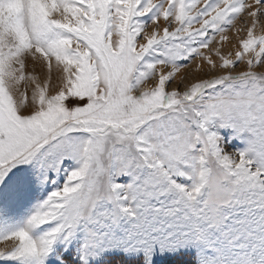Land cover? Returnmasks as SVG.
Returning <instances> with one entry per match:
<instances>
[{"label":"snow or ice","instance_id":"snow-or-ice-1","mask_svg":"<svg viewBox=\"0 0 264 264\" xmlns=\"http://www.w3.org/2000/svg\"><path fill=\"white\" fill-rule=\"evenodd\" d=\"M0 242L264 264V0H0Z\"/></svg>","mask_w":264,"mask_h":264},{"label":"rangeland","instance_id":"rangeland-1","mask_svg":"<svg viewBox=\"0 0 264 264\" xmlns=\"http://www.w3.org/2000/svg\"><path fill=\"white\" fill-rule=\"evenodd\" d=\"M161 23H163V21H161ZM239 26H240V22L238 21V22H237V27H239ZM153 27H154V26L149 25L148 30L151 31ZM197 27H198V25H197ZM234 32H235V29H233L232 31H230V32L228 33V35H229L230 38L233 37ZM257 34H261V33L259 32V30H258V33H257ZM115 39H116V37L113 36V40H115ZM217 39H219V38H217ZM214 46H215V45H214ZM234 46H235V47H238V45H235V41L233 40L232 43H226V45H225L223 51L226 52V51H228L229 49H234ZM214 58H215V57H214ZM200 63H201V61H199L198 59H197L196 61H194L192 64L189 65L188 69H186V70H182L181 76L187 75L188 78L191 80V79H193V78H194L195 76H197V75H204L203 72H197V68H198V65H200ZM243 67H244V66L242 65L241 68H243ZM205 70H206V69H205ZM180 79H181V77L178 76V77H177V80L179 81ZM5 246H6V245H5V242H0V249L4 248Z\"/></svg>","mask_w":264,"mask_h":264}]
</instances>
